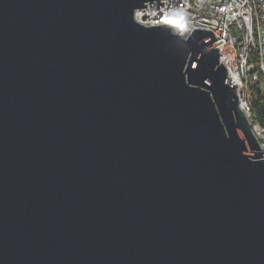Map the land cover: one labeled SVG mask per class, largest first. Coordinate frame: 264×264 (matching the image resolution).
Returning <instances> with one entry per match:
<instances>
[{
	"label": "water",
	"instance_id": "water-1",
	"mask_svg": "<svg viewBox=\"0 0 264 264\" xmlns=\"http://www.w3.org/2000/svg\"><path fill=\"white\" fill-rule=\"evenodd\" d=\"M148 0H0V264H264V149L211 30Z\"/></svg>",
	"mask_w": 264,
	"mask_h": 264
},
{
	"label": "built area",
	"instance_id": "built-area-1",
	"mask_svg": "<svg viewBox=\"0 0 264 264\" xmlns=\"http://www.w3.org/2000/svg\"><path fill=\"white\" fill-rule=\"evenodd\" d=\"M133 16L145 25L209 22L189 23L181 35L193 28L213 32L220 61L227 67L230 83H236L240 105L252 122L248 87L257 82L264 92V0H148L146 6L134 10ZM252 125L264 149V128L257 123Z\"/></svg>",
	"mask_w": 264,
	"mask_h": 264
},
{
	"label": "trees",
	"instance_id": "trees-1",
	"mask_svg": "<svg viewBox=\"0 0 264 264\" xmlns=\"http://www.w3.org/2000/svg\"><path fill=\"white\" fill-rule=\"evenodd\" d=\"M248 103L252 122L264 128V92L257 82L250 84L248 87Z\"/></svg>",
	"mask_w": 264,
	"mask_h": 264
},
{
	"label": "rangeland",
	"instance_id": "rangeland-1",
	"mask_svg": "<svg viewBox=\"0 0 264 264\" xmlns=\"http://www.w3.org/2000/svg\"><path fill=\"white\" fill-rule=\"evenodd\" d=\"M258 131V133H261V129L258 127V126H256L255 127ZM261 141H264V130H263V137L261 138Z\"/></svg>",
	"mask_w": 264,
	"mask_h": 264
}]
</instances>
